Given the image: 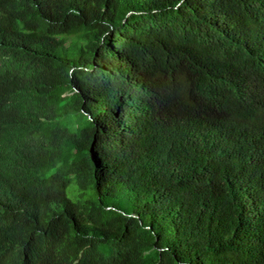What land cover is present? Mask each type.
I'll return each instance as SVG.
<instances>
[{"label": "trees", "instance_id": "1", "mask_svg": "<svg viewBox=\"0 0 264 264\" xmlns=\"http://www.w3.org/2000/svg\"><path fill=\"white\" fill-rule=\"evenodd\" d=\"M0 264H264V0H0Z\"/></svg>", "mask_w": 264, "mask_h": 264}, {"label": "rangeland", "instance_id": "2", "mask_svg": "<svg viewBox=\"0 0 264 264\" xmlns=\"http://www.w3.org/2000/svg\"><path fill=\"white\" fill-rule=\"evenodd\" d=\"M76 119L79 121L80 116H77ZM73 124H75V123H73ZM79 124H81L80 121H79Z\"/></svg>", "mask_w": 264, "mask_h": 264}]
</instances>
